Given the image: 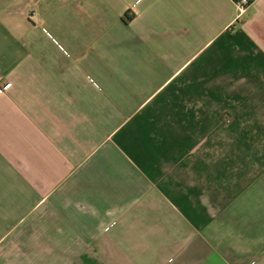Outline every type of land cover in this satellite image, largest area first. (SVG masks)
I'll use <instances>...</instances> for the list:
<instances>
[{"label": "crops", "instance_id": "obj_1", "mask_svg": "<svg viewBox=\"0 0 264 264\" xmlns=\"http://www.w3.org/2000/svg\"><path fill=\"white\" fill-rule=\"evenodd\" d=\"M234 1L0 0V264H264V0Z\"/></svg>", "mask_w": 264, "mask_h": 264}, {"label": "built area", "instance_id": "obj_2", "mask_svg": "<svg viewBox=\"0 0 264 264\" xmlns=\"http://www.w3.org/2000/svg\"><path fill=\"white\" fill-rule=\"evenodd\" d=\"M234 5L236 7V10L238 12V16H240L246 9V7L249 5L248 0H235ZM9 84H4L1 86L2 90L8 89Z\"/></svg>", "mask_w": 264, "mask_h": 264}]
</instances>
